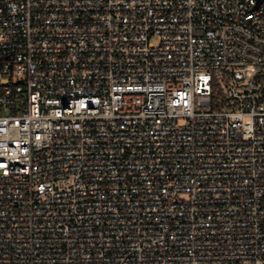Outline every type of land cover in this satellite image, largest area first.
Segmentation results:
<instances>
[{
    "label": "built area",
    "instance_id": "obj_1",
    "mask_svg": "<svg viewBox=\"0 0 264 264\" xmlns=\"http://www.w3.org/2000/svg\"><path fill=\"white\" fill-rule=\"evenodd\" d=\"M0 264H264V0H0Z\"/></svg>",
    "mask_w": 264,
    "mask_h": 264
}]
</instances>
